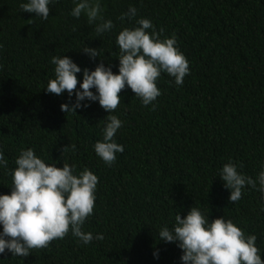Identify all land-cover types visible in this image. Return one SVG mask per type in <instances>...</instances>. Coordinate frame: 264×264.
Segmentation results:
<instances>
[{
	"label": "trees",
	"instance_id": "1",
	"mask_svg": "<svg viewBox=\"0 0 264 264\" xmlns=\"http://www.w3.org/2000/svg\"><path fill=\"white\" fill-rule=\"evenodd\" d=\"M22 2L0 0V148L8 169L21 149L33 148L57 167L93 171L96 201L83 231L104 239L84 245L69 232L28 257L6 250L0 264H181V249L157 234L194 205L210 221L225 216L256 235L264 252L261 193L249 187L230 203L218 177L230 159L253 179L264 168V0H105V18L115 27L103 36L85 16L70 15L72 0L50 5L47 21L23 12ZM130 6L137 16L121 21ZM140 18L163 30L161 38L176 36L190 74L180 86L162 74L155 107L144 106L130 88L121 91L111 115L123 122L115 139L124 152L109 166L93 147L109 113L98 102L65 113L60 106L69 100L67 91L44 88L55 78L53 56L67 55L82 70L103 62L118 72L116 37ZM87 47L99 56L89 58ZM77 76L82 80V72ZM8 169L0 168V194L11 190Z\"/></svg>",
	"mask_w": 264,
	"mask_h": 264
},
{
	"label": "clouds",
	"instance_id": "2",
	"mask_svg": "<svg viewBox=\"0 0 264 264\" xmlns=\"http://www.w3.org/2000/svg\"><path fill=\"white\" fill-rule=\"evenodd\" d=\"M56 0H26L20 4L23 12L35 13L42 21L49 19L50 5ZM74 7L70 15L87 18L94 25L97 36L111 32L115 24L105 18V0H72ZM137 9L130 6L119 19H135ZM154 30L150 19H137L131 28H123L116 37L119 47L118 72L103 62L94 70L81 69L67 55L53 56L54 79L44 89L51 94L68 93V102L61 104V111L76 114L77 109L87 108L88 102H98L107 112L102 128V140L94 144V151L111 166L124 146L115 137L123 122L111 115L121 103L119 95L130 88L144 106L152 105L162 93L157 81L162 74L174 78L175 85H183L190 74L189 61L180 51L177 38H161ZM0 44V50L3 49ZM91 59L99 56L97 48L83 50ZM2 67V66H0ZM82 72V80L77 74ZM79 84V88L77 85ZM92 89H95L93 91ZM75 96V101L72 97ZM68 147V146H67ZM65 147L64 150L67 148ZM0 168L8 169V161L0 148ZM240 169L242 165L231 159L218 172L223 186L229 191V202L241 200L246 188L261 193L264 200V168L253 179ZM12 177L9 194H0V254L7 250L11 256L28 257L32 249L47 248L56 239L71 234L87 245L103 240L104 235L83 231L86 219L93 214L99 178L93 171L84 168L77 171L74 164L48 163L38 156L33 148L21 149L15 167L8 169ZM264 211V207L261 209ZM201 207L192 206L181 218L179 212L174 223L163 225L158 238L166 243H175L182 254L181 264H264V252L257 246V236L246 232L232 219L221 216L214 220ZM159 259L158 251L153 252Z\"/></svg>",
	"mask_w": 264,
	"mask_h": 264
}]
</instances>
